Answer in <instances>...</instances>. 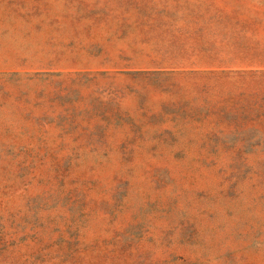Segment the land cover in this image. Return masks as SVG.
<instances>
[{
	"label": "rangeland",
	"instance_id": "1",
	"mask_svg": "<svg viewBox=\"0 0 264 264\" xmlns=\"http://www.w3.org/2000/svg\"><path fill=\"white\" fill-rule=\"evenodd\" d=\"M0 264H264V0H0Z\"/></svg>",
	"mask_w": 264,
	"mask_h": 264
}]
</instances>
